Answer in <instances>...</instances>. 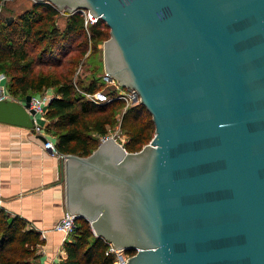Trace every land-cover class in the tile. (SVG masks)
Segmentation results:
<instances>
[{
	"label": "water",
	"instance_id": "1",
	"mask_svg": "<svg viewBox=\"0 0 264 264\" xmlns=\"http://www.w3.org/2000/svg\"><path fill=\"white\" fill-rule=\"evenodd\" d=\"M110 28L105 75L155 124L61 160L67 209L126 264H264V0H33ZM0 122L33 128L16 100Z\"/></svg>",
	"mask_w": 264,
	"mask_h": 264
},
{
	"label": "trees",
	"instance_id": "2",
	"mask_svg": "<svg viewBox=\"0 0 264 264\" xmlns=\"http://www.w3.org/2000/svg\"><path fill=\"white\" fill-rule=\"evenodd\" d=\"M61 15L51 3L34 2L14 19L0 18V74L8 77L9 92L20 101L53 89L46 130L56 138L61 154L86 157L98 148L109 128L116 126V114L125 102L114 99L99 105L82 94L105 85L103 79L98 85L101 79L96 72L104 70L101 47L110 38L107 23L98 19L86 28L84 14L78 11L66 16V26L61 29L57 25ZM86 54L88 58L98 55L101 65L95 66L88 82L79 77L75 80ZM121 127L129 137L124 144L128 152L141 150L155 135L152 115L140 102L124 112ZM76 222V229L64 242L66 258L59 264H113L114 257L106 255L108 244L94 234L90 222L82 218ZM43 243L42 234L26 219L12 216L0 206V264H37V249Z\"/></svg>",
	"mask_w": 264,
	"mask_h": 264
},
{
	"label": "crops",
	"instance_id": "3",
	"mask_svg": "<svg viewBox=\"0 0 264 264\" xmlns=\"http://www.w3.org/2000/svg\"><path fill=\"white\" fill-rule=\"evenodd\" d=\"M43 124L47 127L50 120ZM61 160L44 150L43 138L33 128L0 122V206L46 235L37 264H59L66 258L64 234L54 230L67 209Z\"/></svg>",
	"mask_w": 264,
	"mask_h": 264
},
{
	"label": "built area",
	"instance_id": "4",
	"mask_svg": "<svg viewBox=\"0 0 264 264\" xmlns=\"http://www.w3.org/2000/svg\"><path fill=\"white\" fill-rule=\"evenodd\" d=\"M82 13L84 14V17H85L86 28H88L89 24H94L99 19V18L91 19L89 11H82ZM77 73H79V70ZM8 80L9 79L5 74H0V101L16 100L22 103L31 115V119L34 125L33 126L34 133L43 138L44 150L50 152L51 155L53 156L64 158L66 155L61 154L59 152V150L56 147L55 139L52 137L51 134L47 132L46 126H44L43 124V122L47 120L46 114L48 111L49 103L55 97V94L52 92V89H48L46 90V92L42 94L33 95L27 101H22V100L20 101L10 94L8 90ZM103 80L106 84H113L115 86L114 89L111 91L98 90L94 93L82 92V94L90 101L96 104H100V105L107 104L114 99H121L127 105L126 109H128L133 104L136 103L138 94L134 89L123 88L121 85L118 84V82H116L113 79H110L107 75L103 77ZM112 91H115L117 93L116 97H112L111 95ZM109 137H113L122 145L125 144V141H124L125 137H122V133L120 130H118L116 133H111L104 137H101V140L103 141ZM77 219H78L77 215H75L74 213L66 209L63 217L55 225L54 230L63 233L65 239L67 240L77 227V222H76ZM45 238H46V235L42 234V239H45ZM105 241L108 244L106 255L114 257L113 264H126L128 259L133 255L130 251L119 249L115 247V245L112 242L107 241V240Z\"/></svg>",
	"mask_w": 264,
	"mask_h": 264
},
{
	"label": "rangeland",
	"instance_id": "5",
	"mask_svg": "<svg viewBox=\"0 0 264 264\" xmlns=\"http://www.w3.org/2000/svg\"><path fill=\"white\" fill-rule=\"evenodd\" d=\"M34 1L33 0H4L2 2H0V18L2 19H14L16 18L18 15H20L21 13L25 12L26 10L30 9L33 5ZM67 13L62 12V15L58 17L57 19V25L58 27H60L61 29H63L65 26V23L67 21ZM103 48V46L101 47ZM91 50V47H89V51ZM88 51V52H89ZM85 63L83 65V62L80 64V66L78 65V69L76 70L75 73V80L77 79V77H79L80 79H84L87 82L92 78V74H93V69L95 68V66H100L101 64H99V57L98 55L95 56H90L89 58L87 57V54L85 56ZM88 58V59H87ZM82 67V68H81ZM79 70V73H77ZM100 72V73H99ZM97 71V75L99 76V78L101 79L100 82H98V85H101L103 83V77L105 76V70H100ZM79 75V76H78ZM114 85L113 84H102V86L100 87L101 90H106V91H111L114 89ZM46 92V90L44 91ZM42 92V93H44ZM52 92L55 94V91L52 89ZM40 93V94H42ZM33 95H37V94H33ZM30 95V98L33 96ZM100 105V104H99ZM127 105H124V109L116 114V126L114 127H110L109 128V132L108 134L111 133H116L118 130L121 131L122 133V137L124 138L125 143L129 141V137L128 135L123 131L122 127H121V123H122V118H123V114L124 112L127 110ZM123 139V138H121ZM121 141V140H120Z\"/></svg>",
	"mask_w": 264,
	"mask_h": 264
}]
</instances>
